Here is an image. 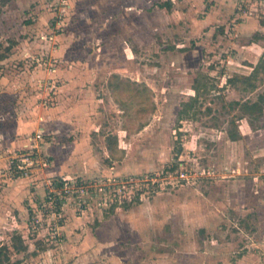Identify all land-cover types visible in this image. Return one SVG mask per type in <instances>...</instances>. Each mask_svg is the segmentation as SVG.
<instances>
[{"label": "rangeland", "instance_id": "374dc122", "mask_svg": "<svg viewBox=\"0 0 264 264\" xmlns=\"http://www.w3.org/2000/svg\"><path fill=\"white\" fill-rule=\"evenodd\" d=\"M0 254L264 264V0H0Z\"/></svg>", "mask_w": 264, "mask_h": 264}, {"label": "built area", "instance_id": "2783aa9c", "mask_svg": "<svg viewBox=\"0 0 264 264\" xmlns=\"http://www.w3.org/2000/svg\"><path fill=\"white\" fill-rule=\"evenodd\" d=\"M40 137V135H38ZM35 162L32 160L31 162H26L25 159L22 160L21 163H17L15 165V169L17 173H21L23 175H27L28 172L25 170L30 165H33ZM182 177H185V174L181 175ZM49 191L46 195L45 200L43 201V204H41L40 209L38 210V213H35L34 224L39 225L41 224L42 215H52L54 217H57L61 215V204L64 203V200L69 197H80L86 193H88L91 188L96 187L92 184H87L85 182H71L70 180H67L65 178H59L57 180H49L48 181Z\"/></svg>", "mask_w": 264, "mask_h": 264}, {"label": "trees", "instance_id": "16d2710c", "mask_svg": "<svg viewBox=\"0 0 264 264\" xmlns=\"http://www.w3.org/2000/svg\"><path fill=\"white\" fill-rule=\"evenodd\" d=\"M196 82H199V80H197ZM194 90H195L198 94L200 93V88H199L198 86H194ZM113 92L116 93L117 90L113 88ZM250 107H252V108H257V107H258V104H257V103H254V104H252ZM114 210H115V209H114V207H113L112 210H111V214L114 213ZM1 261H2V257H1V254H0V263H1Z\"/></svg>", "mask_w": 264, "mask_h": 264}, {"label": "crops", "instance_id": "0c3cea01", "mask_svg": "<svg viewBox=\"0 0 264 264\" xmlns=\"http://www.w3.org/2000/svg\"><path fill=\"white\" fill-rule=\"evenodd\" d=\"M93 161V160H92ZM3 201V200H2ZM112 216V215H111Z\"/></svg>", "mask_w": 264, "mask_h": 264}]
</instances>
